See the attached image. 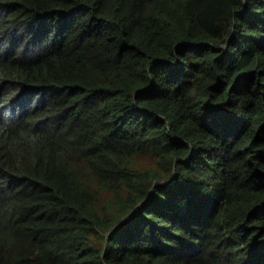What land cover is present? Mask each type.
<instances>
[{
  "label": "trees",
  "instance_id": "trees-1",
  "mask_svg": "<svg viewBox=\"0 0 264 264\" xmlns=\"http://www.w3.org/2000/svg\"><path fill=\"white\" fill-rule=\"evenodd\" d=\"M0 264H264V0H0Z\"/></svg>",
  "mask_w": 264,
  "mask_h": 264
},
{
  "label": "water",
  "instance_id": "water-1",
  "mask_svg": "<svg viewBox=\"0 0 264 264\" xmlns=\"http://www.w3.org/2000/svg\"><path fill=\"white\" fill-rule=\"evenodd\" d=\"M122 219H124V218H122Z\"/></svg>",
  "mask_w": 264,
  "mask_h": 264
}]
</instances>
